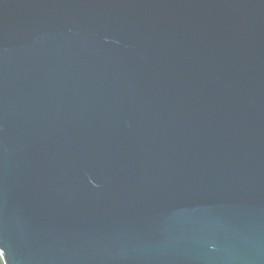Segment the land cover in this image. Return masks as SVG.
Segmentation results:
<instances>
[{
    "label": "water",
    "instance_id": "water-1",
    "mask_svg": "<svg viewBox=\"0 0 264 264\" xmlns=\"http://www.w3.org/2000/svg\"><path fill=\"white\" fill-rule=\"evenodd\" d=\"M5 264H264V0H0Z\"/></svg>",
    "mask_w": 264,
    "mask_h": 264
},
{
    "label": "trees",
    "instance_id": "trees-1",
    "mask_svg": "<svg viewBox=\"0 0 264 264\" xmlns=\"http://www.w3.org/2000/svg\"><path fill=\"white\" fill-rule=\"evenodd\" d=\"M0 264H5L1 254H0Z\"/></svg>",
    "mask_w": 264,
    "mask_h": 264
}]
</instances>
